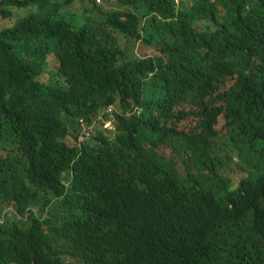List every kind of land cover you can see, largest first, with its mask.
I'll return each mask as SVG.
<instances>
[{
	"label": "trees",
	"instance_id": "1",
	"mask_svg": "<svg viewBox=\"0 0 264 264\" xmlns=\"http://www.w3.org/2000/svg\"><path fill=\"white\" fill-rule=\"evenodd\" d=\"M75 1L0 0V264H264V0Z\"/></svg>",
	"mask_w": 264,
	"mask_h": 264
},
{
	"label": "rangeland",
	"instance_id": "2",
	"mask_svg": "<svg viewBox=\"0 0 264 264\" xmlns=\"http://www.w3.org/2000/svg\"><path fill=\"white\" fill-rule=\"evenodd\" d=\"M178 1L180 0H177V2ZM92 4L93 3L90 0H76L74 4H72L71 6L67 8V10L70 12L68 13L64 12L63 18L74 26H82L86 23H91L93 18L97 22H102V20L104 22L105 13H107L108 11L117 10L114 0H103L101 1V4L98 3L99 5L98 8L100 10L97 12L93 9ZM85 10H90L92 13H88V16H85L83 13L85 12ZM25 13L26 12H21L20 15L22 16ZM116 38L118 40V44L120 45V47L125 49L127 46H126L124 38L119 37V36H116ZM155 53L156 51L154 50V48H152V46H146L145 44L140 42V43H137L135 47L129 50V52L127 53V56L129 58L154 57L156 56ZM49 66L51 68L56 66V62L53 58H49ZM116 109L118 113L119 112L122 113L123 111L122 108L120 107H117ZM187 109L189 110L190 107H187ZM192 117H195V116H192ZM192 117L182 121L178 126L179 130L185 131L186 132L185 134L190 135V136L198 135L201 133V130L196 129V127L192 126L195 124L196 121H198L197 119L192 118ZM223 124H225V121ZM73 143H76V141L73 140ZM225 149H227V147H225ZM158 153L162 155L164 158L175 160L179 166V168L177 166L178 170H180L182 174H185L187 170L184 167L182 161L177 156L176 152L172 148L162 147L161 149L158 150ZM228 154H230V151H228ZM238 164L243 166V161L236 154L234 158V162L222 170L221 174L223 175V178L226 180L233 179L235 182H239L243 177H245L243 172H239V168L241 167L238 166ZM192 170H195V168H192ZM6 206H8L7 203L2 202L0 204V216L2 217L7 216V218L14 219L13 217V215L15 214L14 208L12 206H8L7 208L2 209L3 207H6ZM11 210H13V212Z\"/></svg>",
	"mask_w": 264,
	"mask_h": 264
},
{
	"label": "built area",
	"instance_id": "3",
	"mask_svg": "<svg viewBox=\"0 0 264 264\" xmlns=\"http://www.w3.org/2000/svg\"><path fill=\"white\" fill-rule=\"evenodd\" d=\"M98 1H99V3H101L100 0H98ZM84 134L87 135V136H91V135H92V130H91V127H90V126H89L88 129H85V130H84ZM84 138H85V137H83L82 140H84ZM1 217H2V216H0V218H1Z\"/></svg>",
	"mask_w": 264,
	"mask_h": 264
},
{
	"label": "bare ground",
	"instance_id": "4",
	"mask_svg": "<svg viewBox=\"0 0 264 264\" xmlns=\"http://www.w3.org/2000/svg\"><path fill=\"white\" fill-rule=\"evenodd\" d=\"M225 145V144H224Z\"/></svg>",
	"mask_w": 264,
	"mask_h": 264
}]
</instances>
